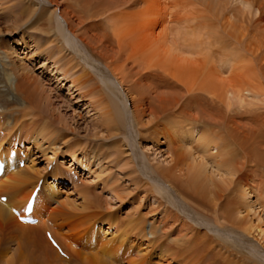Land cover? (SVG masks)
<instances>
[{
    "label": "bare ground",
    "instance_id": "obj_1",
    "mask_svg": "<svg viewBox=\"0 0 264 264\" xmlns=\"http://www.w3.org/2000/svg\"><path fill=\"white\" fill-rule=\"evenodd\" d=\"M22 1L20 0V2ZM25 1L30 6L35 5V2L32 0ZM46 1L48 5L51 4L53 6L54 11H51L49 7H44L43 5L38 11L36 9L37 13L36 11L32 13L30 9L24 7V4H21V6H16L17 11H15V14L21 18H31L28 21L30 27L34 24L40 25L38 31L43 36L48 35L47 40L54 38L50 44H55L48 49L49 52L47 56H44L45 60L43 63L50 61L48 55L51 51L54 54H61L65 50H69L66 48V44L68 43L70 45V42L65 39L66 34L63 31V26L64 28L66 27L65 29L75 41L80 44V48H72L74 52L77 51L76 54L78 56L72 54L67 61L62 57L60 60L57 59L55 63L59 64L60 61H63V64L67 67L63 71L59 70L60 73L57 70L54 72V69H52V72H54L52 77L55 81H58L59 74L61 77H59V80H62V82L69 79L71 88L74 86L77 92L83 91L81 97L84 99L87 95L88 98L90 97V100L93 98V95H96L99 99V101L93 100L89 104L94 110L98 109L100 113L101 118L97 122V125L105 129L104 131L108 137L114 140L110 142V145L113 146V151L110 155H104L103 158L102 155L99 156L102 158L101 160L115 156L111 162L118 166L120 161L124 159L125 164L121 167L122 173L135 175V177H132L131 182L137 188V191H139L138 188L144 186L142 184L145 183L148 185V182L142 180L139 173L141 172L140 167L142 161L140 159L138 160L136 151L130 150L129 146L131 144L128 145L127 143L126 135H128V139L131 138L127 134L124 125L128 112H126L127 106L125 107V103L121 98L122 96L124 100H128L129 106L131 107L132 123L137 128L136 136H138L139 140L141 138L151 139L152 142L155 141L159 144L157 146L163 145L164 140L176 146L174 150L168 151L167 154L172 166L166 169H155L158 178L160 177L162 179L164 182L163 185L167 189H157V187H154L153 192L160 195L159 198L161 201L159 203L163 204L164 207V203H166L167 210L171 209L174 211L175 223L180 226L178 233L182 237L172 238V233L165 234V228L161 224L163 221H161L158 224L150 225L151 228L148 230L150 238H148L144 227V224H146L145 218L138 215L136 218H131L127 225L125 224L126 229L131 231L130 237L135 238L134 242L132 241L134 244L131 242L133 244L131 245L126 237L122 239L118 237V233L112 225L104 227L101 224L99 219H105V215L103 217V214L94 212L98 207L92 204L91 195H87L88 188H82L76 192L83 200L80 209L72 201H58L60 196H57L56 192L53 193V189L55 188L54 191H57L58 184H63L62 180L67 181L68 179L71 181V176L68 177V173L71 170H75V166L77 165V169H84L86 167V165L84 166L85 162L89 163L92 159H96V155H94L93 150L89 151L90 147L89 149H86V145L82 147L80 140L77 141V139L75 141L74 138L67 140L69 134L62 127L63 124L59 120L60 117L58 119L57 115L53 112L56 110L54 104H51L53 98L51 99L48 96L49 94L47 95L42 82L32 77L31 71L20 63L19 59L14 67L9 66V70L15 78V83L13 84L14 92L17 97L23 99V104L19 103L20 100L8 98L10 93L8 88L9 77L5 74L7 69L2 73L0 78V85L2 83L5 84V86L1 87L3 89L6 88V91H1L0 89V109L2 110L0 112V118L5 116L2 124L0 121V132L2 133L0 134V158L1 160L5 159L7 164L3 175L0 177V199L6 197L5 203L0 201V231L2 230L5 234L7 233L9 237L18 239L21 241V244H24L23 246L32 248L34 252H37L41 256L42 261L45 263L50 262L49 258L62 261L59 257V251L49 243L46 237L47 232L50 233L53 241L60 247V251L64 253V259L71 257L73 261L78 260L77 264H121L123 258L122 261H117L115 259L117 255L115 253L116 250L113 249L114 247H106V245L113 246L111 243L118 244L120 252L124 256H127L132 253L133 247L136 248L135 244L142 240L146 243V249L137 251L136 248V256L129 260V264H154L147 259V257L150 259L154 257V254H149L148 250L153 247V242L156 243L157 247L162 241L163 249H166L162 257L165 258L169 254V256L176 258L174 260L175 264H179L183 260H185L183 264H204L203 259L206 253L212 258V263L208 264L221 263L222 260L225 262L224 257H232L234 260L238 252L234 251L235 253L233 254V252L224 246L222 241L219 242V239L215 238L216 236H209L207 231L209 229L203 232L199 227L195 226L193 222H197V219L193 214L189 216L191 214L190 210L182 208V205H184L193 209L198 215L207 217L217 227L219 226L213 232L222 233L224 229L230 228L232 233L233 231L237 233L235 234L237 236L238 234L253 236L255 233L256 237L263 240L264 232H262L260 227L252 223L249 215H254V207L256 205H258V208H262L263 206L264 209V183L256 188L252 186L253 172L259 173V175H255L254 177H260L262 179L259 178L258 180L264 181V109H259L258 107L248 109V120L251 123L249 127L247 125L243 127L245 128L246 134H243L239 138L243 142L241 144L232 135L235 129L234 125H236L234 122L236 120L234 118V112L236 111L233 113L227 111L221 117L214 114V110H212L213 105L216 104L214 95H210V97H204L202 95L187 97L188 94L185 92L184 94L176 93L177 98H171L167 103H161L163 99L157 98L159 105L154 106L150 103L149 108L147 107V112L153 116V125L151 128H146V126L143 128L139 124V119L141 112L145 110L142 106L150 102L151 93L157 90L161 92V89L167 90L168 88L176 90L177 87L165 75L157 73V71L149 72L151 67L137 71L134 73L135 75L129 76L128 78L122 77L119 79V73L114 69V64L111 63L115 55L108 56L113 50L108 44L114 34L107 31L106 29L108 28L106 27L108 21L111 20L110 18L115 16L114 11L117 8L115 1H120V6H122L127 5L132 0ZM152 1L159 8L160 12L156 11L159 14H157V17L160 16L158 19L162 20L164 17V20L168 23L166 10L169 3H165L162 6V0ZM142 2L143 0H138L132 2V4H140ZM186 3L189 8L194 10L199 5L214 12L218 22H227L224 26L225 29L235 27L234 20L242 21L245 74L247 76L246 89L239 90L240 92H238L230 85L227 87L225 93L227 98L229 97L227 100L230 105L232 104V100H238L241 103L239 108H243L244 93H247V100L249 99V102L247 101V108L255 101L256 106L264 107V0H228V2L226 0H187ZM148 9L147 11H149ZM153 9L151 10L153 11ZM238 13L242 14L239 15ZM192 15L193 12L191 10L186 15L178 13L175 21L177 20L180 26L185 23L184 27L186 29H193L189 25V22L193 19ZM4 17L6 19L13 16L6 11L4 15H0V21ZM161 20L159 23L162 25ZM222 23L220 24L222 25ZM185 35L187 41H190L192 44L196 43L197 38L195 35L191 36L189 32H185ZM199 38L201 37L199 36ZM230 38L232 39L233 37L230 36ZM20 40L25 43L26 39L21 37ZM44 43L47 42L44 41ZM36 55L34 52L33 56L36 57ZM83 60H91L89 61L90 63L97 64L98 68L90 66L91 68H95L96 72L89 71L85 68ZM55 63H51V65ZM103 68L107 69L109 77L105 74ZM74 71L80 72L76 74ZM118 92L122 94L120 98L117 96ZM134 93L138 95L137 99L133 97ZM15 107H19L17 110L19 109L18 115H20V118L16 119L15 125L10 127L11 125L8 126V121L16 114L13 111ZM94 110L92 111L94 112ZM184 110H196L195 114L200 113V119L202 118L203 121L200 122L193 119L194 123L192 121L189 123V119H182L181 114H184ZM9 112H13V115L8 114ZM188 116L190 115L188 114ZM28 118H30L28 121L26 120V122L23 121L21 122L22 124L20 123L22 126L18 123L20 119ZM172 118L174 119L171 121ZM242 119L244 120L245 118ZM5 122L6 124H4ZM191 123L195 125L202 124V127H209L214 132H211L212 134H200L196 128L189 127ZM17 124L20 125L19 128H16ZM60 124L62 125L60 126ZM171 125L173 128H171ZM26 126L28 127L26 135H21V128ZM251 130L253 131V135L249 134L251 135V138H249L247 133ZM22 136L25 137L22 139ZM119 136H122L123 140L120 139L119 142L115 141ZM37 137H41L42 139L46 138V143L48 144L46 148L40 144ZM12 138L14 139L12 140ZM59 138L63 140L62 146L55 148V143ZM26 139L30 143L25 146L21 141L24 142ZM17 141L18 143L20 141L17 146L19 149L15 150L14 144ZM47 150L51 151L52 155L50 158H45V151ZM12 151L16 155L14 159L10 158ZM126 151L128 152L126 153ZM78 152L83 157H77ZM100 152L101 150L99 148L98 153ZM60 155L65 156L66 159L61 160V162L56 161V157ZM83 159L84 161H82ZM43 162L46 164L45 168L40 167V163ZM21 165L23 166L19 168ZM50 166L52 167L47 172ZM212 174L218 176L227 175L236 177V179L234 183L230 180V184L224 188H220V185L218 187V185L212 183ZM47 176L48 178L50 177V181H53L49 187L45 180ZM41 179L43 182L38 186ZM150 180L151 182L154 181L152 179ZM231 184L234 186L229 191ZM72 186L71 189L74 188ZM38 187L40 189H38L36 194L31 212L32 215L29 218H25V221H21L12 213V210L18 211L24 217L22 211L31 198L30 196ZM60 189L62 190V188ZM256 189L259 193L258 197L256 195L257 191H254ZM112 191L118 192L120 188L117 189L114 185L112 186ZM149 191L151 192L152 190ZM253 198L255 199L254 201ZM56 202L58 203L54 207L55 204L53 205V203ZM96 202L99 203L98 197L96 198ZM81 211L85 212L84 217L83 214L82 216L80 215L82 213ZM243 214L246 215L242 216ZM81 217L83 219L82 221ZM61 218H69V220L76 218L78 229H74L72 232L69 230L65 233L69 234L68 236L70 237L73 235L74 237H71L72 240H77L76 238L80 237L82 233L79 234V231L85 230L89 225L91 228V238L95 234L96 236L93 239L96 240L93 243L87 244L88 248L86 246V250L80 247L81 245L78 240L77 246L69 243L66 240L67 238H64L58 231V228L62 229L65 224ZM103 222H108V219L106 218ZM111 228L114 229V233ZM107 230L112 232L113 236L105 240V246L101 247L99 243L103 241V238H106V234H109ZM98 236L99 240H97ZM116 238L121 240H117ZM238 241L237 239L236 244ZM89 242H91V239H89ZM125 243L128 244V247ZM139 246L141 245L139 244ZM181 249L183 251L180 252V255H175ZM8 250L0 247V264H7L8 261L5 258ZM158 251L162 253V249H158ZM200 255L202 260L199 261L197 256ZM237 259V261L234 260L235 264H243L244 261L242 262L239 258Z\"/></svg>",
    "mask_w": 264,
    "mask_h": 264
},
{
    "label": "rangeland",
    "instance_id": "obj_2",
    "mask_svg": "<svg viewBox=\"0 0 264 264\" xmlns=\"http://www.w3.org/2000/svg\"><path fill=\"white\" fill-rule=\"evenodd\" d=\"M32 1L35 2L34 6H30L25 0H23L22 2H20V0H0V4H2L0 6V15H4L7 11V13H11V15L13 16L6 19L4 17L0 21V78L2 76V73H4L7 69L5 74L7 75V77H9L8 88L10 94L8 95V98L15 99L18 101L20 100L19 103L23 104V99L17 97L16 93L14 92L13 84L15 83V78L9 70V66L14 67L19 59V62L25 65L31 71L32 77L42 82V85L45 88L47 95L49 94L48 96L51 97V99L53 98L51 104H54V108L57 110L53 112L57 115L58 119L60 117L59 120L63 124H60V126L62 125L64 130H67L69 134L67 140H70V138H74L75 141L77 139V141L80 140L82 147H84L85 145L86 149H89L90 147L89 151L93 150L94 155H96V159H92L89 163L85 162L84 166L86 165V169H77V165L75 166V170H71V172L68 173V177L71 176V181L64 176L67 181L62 180L63 184H58L57 191H54L55 188L53 189V193L56 192L57 196H60V199L58 201H72L74 202L76 207L80 209L81 205L83 204V200L82 197L78 196L76 192H78L82 188H88L87 195H91L92 204H94L95 207H98L94 212L101 213L103 214V217L105 215V219H108V222L105 223L103 222V220H105L104 218L99 219L101 221V224L104 225V227L112 225V227L116 229L118 237H120L121 239L126 237L129 240V244H131L132 241L134 242L135 238L130 237L131 231L129 229H126V225L128 221L131 220V218H136L138 215H141L145 218L146 224H144V227L146 229L148 238H150L148 233V230L151 228L150 225L156 223L158 224L161 221H163L161 222V224L165 228V234L172 233V238H181L182 235L178 233L180 226L175 223L174 211L171 209L167 210L166 203H164L165 207L163 204L159 203L161 201L159 198L160 195L156 192H153L154 187H157V189H167V187L163 185L164 182L162 181V179L160 177L158 178L155 169H166L172 166L171 160L168 159L167 154L168 151L174 150L176 146H173L170 142L168 143L164 140L163 145L161 146H157L159 144H157V142L155 141L152 142L151 139L141 138V140H139L138 136H136L137 128L136 126H134V123H132L131 107L129 106L128 100H124L123 96L121 97L122 94L118 92L117 96H119V98L121 97L125 103V107L127 106L126 112H128V114H126V121L124 125L126 127L125 129L127 131V134H129L131 138L128 139V135H126L127 143L128 145L131 144L129 146L130 150L136 151V155H138V160L140 159V161H142L141 163H144L143 165L141 164L140 167L142 174L141 172L139 173L142 180L148 182V185H146L145 183L142 184L144 186L138 188L139 191H137V188L131 182L132 177H135V175H132L131 173H122L121 167L125 164L124 159L121 160L122 162L120 161L118 166L111 162L112 159L115 157L113 155V157L101 160L104 155H110V153L113 151V146L110 145V142L114 140L108 137L107 133L104 131L105 129L97 125V122L101 118L100 113L98 112V109L94 110L93 107H91V105L89 104L91 101H99V99L96 95H93V98L91 100L89 99L90 97L88 98V95L84 99L83 97H81L83 91L77 92L74 86L71 88V83L69 79L67 81L62 82V80H59V74L58 81H55L52 77L55 70L60 73L61 70L63 71V69L67 67L65 66V64H63V61H60L59 64L55 63L57 59L60 60V58L62 57L64 60L67 61L69 57L72 56V54L78 56L76 54L77 51L74 52L72 48H80V44L75 41V39L65 29L66 27L64 28V26L62 25L64 29L63 31H65L66 34L65 39L70 42L71 47L67 43L66 48L69 50H65V52L61 54H54V52L51 51L48 55L50 61H46L45 63H43V61L45 60L44 56H47V53L49 52L48 49H50L51 46L55 44H50V42L54 38L51 40H47L48 35L43 36L40 34L41 32L38 31L40 25L34 24L32 27H30L28 21L31 20V18L18 17L17 14H15V11H17L16 6H21V4H24V7L30 9L32 13L36 11V9L38 11L39 8L43 5L44 7H49L51 11H54V8L51 4L48 5L46 0ZM136 1L138 0H132L127 5L122 6H120V1H115V5H117L116 10L114 11L115 16L110 18L111 20L108 21L106 27L108 28L106 30L110 33H113L115 36L111 37V41L108 44L113 49L108 56L111 57L115 55L114 59L112 58L111 63L114 64V69L118 71L119 79L122 77L128 78L129 76L135 75L134 73L137 71H141L143 69L151 67V70H149V72L157 71V73L165 75L166 77L170 78L173 81V84L177 87L176 90L168 88L167 90L161 89V92H159L158 90L153 91L151 95L146 92L148 95H150L151 99L150 102H147L144 106H142L145 110L144 112H141L139 124L143 128H145V126L146 128H151V126L153 125L152 123L154 121L153 116L150 115L149 112H147V107L149 108L150 103L154 106L159 105V103L157 102V98L163 99L161 103H167L171 98H177L176 93L184 94L185 92L186 94H188L187 97H191L193 95H202L204 97H210V95H214V100L216 101V104H214V107L212 108V110H214V114L219 115L221 117L227 111H230L231 113L236 111L234 112V118L236 119L234 122L237 126L234 125L235 129L233 130L234 132L232 131V135L235 136V140H238L237 142H239L240 144L243 143L239 139L240 137H242L243 134H246L245 128L243 127L246 125L249 127L251 123L248 120V109L257 107L259 109H264V107L256 106L255 101L251 103L249 108H247V101L249 102V99L247 100V93H244V103L242 102L243 108H239V105L241 103H239L238 100H232V104L230 105L227 100L229 97L227 98L225 93L227 87L230 85L231 87H234L235 90H237L238 92H240L239 90L246 89L247 76L245 74L242 21L234 20V24L236 26L231 29H225L224 26L227 24V22H218L214 12L209 11L205 7L198 5L197 8H195L194 10L188 7V4L186 3L187 0H162V6L165 5V3H169V6L166 10V16L168 17L167 23L164 20V17L162 20L158 19L160 18V16L157 17L158 13H156V11H160L158 6L153 4L152 0H143V2L140 4H132V2ZM181 1H183L184 3ZM226 1L228 2V0ZM146 7L147 9L150 7V9H148L149 11H147ZM152 8H154L153 11L151 10ZM190 10L193 12L194 16L192 15L193 19L191 22H189V25L192 26L193 29H186L184 27L185 23H183L184 25L180 26L177 20L175 21V17H177L178 13H180L181 15H186L190 12ZM238 14L240 15L242 13ZM160 20L162 25L159 23ZM220 23H222V25ZM185 32H189L191 36L195 35V37L197 38L196 43L192 44L190 41H187ZM199 36L201 38H199ZM230 36L234 39H231ZM21 37L26 39L25 43L20 40ZM43 40L47 43H44ZM34 52L35 54H37L36 57L33 56ZM82 55L81 57H83ZM89 61L91 60L84 61L85 68H87L89 71L96 72L95 68H98L97 64L90 63ZM51 63L55 64L51 65ZM90 66H93L95 68H91ZM52 69H54V72H52ZM103 70L105 71V74L108 73L107 69L103 68ZM79 72L80 71H76L75 73L79 74ZM107 76L109 77V74H107ZM1 86L3 87L5 86V84L2 83L0 85V89L1 91H6V88L3 89ZM133 97L137 99L138 95L134 93ZM19 107H15L13 109L16 114L13 115V112L8 113L13 115L10 118V121H8V126H14L15 120L20 118V115H18L19 109L17 110V108ZM92 110H94V112ZM1 111L2 110L0 109V112ZM195 113L196 110H184V114H181V117L182 119H189V123L190 121L193 122V119H196L200 122L203 121L202 118L200 119V113H197V115ZM188 114L190 116H188ZM242 118L245 119L243 120ZM4 119L5 116L0 118L1 124L4 122ZM29 119L30 118L20 119L18 123L20 124L23 121L26 122V120L28 121ZM173 119L174 118H172L171 121ZM63 121L65 122L63 123ZM4 124H6V122ZM19 124H17L16 128H19L22 123L20 125ZM193 125L195 124L191 123V125L188 126L196 128V130L199 131L200 134H212L211 132H214L211 131L209 127H202V124L195 125L196 127ZM27 128V126L21 128V135H26ZM171 128H173L172 125ZM252 132V130L248 131L247 136L249 138H251V135H253ZM0 134L2 133L0 132ZM1 137L3 138V136ZM24 137L25 136H22V139ZM13 139L14 138H12V140ZM37 139L40 144L43 145L44 148H46V145H48L46 143V138L42 139L41 137H37ZM120 139L123 140L122 136H119L115 141L119 142ZM19 143L17 141L14 144L15 150L19 149L17 147ZM21 143L26 146L30 142L26 139L24 142L21 141ZM62 143L63 140L59 138V140L55 143V148H58L57 146L61 147ZM97 147L98 149L100 148V153H98ZM45 152V158H50L52 155L51 151L47 150ZM127 152L128 151H126V153ZM101 155L102 158L99 157ZM78 156L83 157L80 155V152L77 153V157ZM64 159L66 158L62 155L56 157V161L59 162ZM82 161H84V159ZM45 165L46 164H44V162L40 163V167L45 168ZM22 166L23 165H21L19 168H21ZM51 167L52 166L49 167L47 172L51 169ZM107 167L109 168V170ZM209 169L213 170L211 168ZM210 170L209 172L211 173ZM252 174H254V176L259 175L258 172H253ZM211 176L212 183L218 185V187L220 185V188H224L228 184H230V180L234 183L236 179V177H230L227 175L218 176L216 174H212ZM254 176L252 175V186L254 188L259 187L261 184L264 183L263 180H258L260 177ZM47 178L45 180L46 184L49 187V185L53 183V181L49 180L50 177L48 179ZM150 179L154 181L151 182ZM42 182L43 180L41 179L38 186L41 185ZM73 184L74 186H72ZM114 185L117 187V189L120 188V191H112V186ZM71 186L74 187L72 188L73 190L71 189ZM233 186L234 185L231 184L229 191ZM60 188H62V190ZM149 190L152 191L150 192ZM254 191L256 192L257 189ZM226 194H228V192H226ZM256 195L258 197V191ZM97 197L99 198V203L96 202ZM254 200L255 199L253 198V201ZM57 203L58 202L53 203V205L55 204L54 207L57 205ZM257 206L258 205L254 207V215H249V219L252 220V223L255 224V226L260 227L262 232H264V209L263 206L262 208H258ZM182 208L190 210L191 214H188L189 216H192V214L195 216L197 222H193V224L199 227L200 230L204 232L205 230L209 229L207 230L209 236H216L215 238H218L219 242L222 241V243H224V246L228 248L229 251L233 252V254L235 253L234 251H237V255L235 257L233 256L235 261H237V258H239L242 262L244 261L243 264H264V237L263 240H260L258 237H256L255 233L253 234V236H246L241 234H238L237 236L235 235L237 233L234 231L232 233L230 228L224 229L222 233L213 232L216 231L215 229H218L219 226L217 227L216 225H214L213 222L210 221V219H207V217H202L201 215H198L193 209H190L188 206L186 207L182 205ZM81 212L82 213L80 215L82 216L83 214L84 217L85 212ZM245 215L246 214H243L242 216ZM61 219L65 224L62 229L58 228V231L64 238H67L66 240H68L69 243H73L76 245L78 244V240L79 244L81 245L80 247L86 250L88 248L87 244L93 243L96 240L93 239L96 236L95 234L92 236L93 238H91L90 225L85 230H80L79 227V234L82 232L81 236H84H80L81 238L77 237V240H72L71 237L74 236L71 235L70 237L68 236L69 234L65 233L69 230H71L72 232V230L78 229V225L76 224V218L72 220H69V218ZM82 220L83 219L81 217V221ZM213 228L214 230H212ZM112 230L114 233V229ZM107 233L109 234H106V238H103V241L99 243L101 247L105 246V240L113 236L112 232L108 230ZM89 239H91V242H89ZM237 239L242 243L238 241L239 244H236ZM97 240H99V236L97 237ZM0 241L1 248H3L4 250L9 249L5 258L6 261H8L7 264L78 263V260L73 261L71 257H67L64 259V256H61L60 253L59 257L62 259V261L49 258L51 263H45L42 261L41 256L37 252H34L32 248H30L29 246H23L24 244H21V241L13 237H9V235L7 233L5 234L2 230L0 231ZM162 243H159L156 247V243L153 242V247L148 250V252L149 254H154V257L152 259L147 257V259L154 264H175L174 260H176V258L169 256V254H167L168 257H162L166 252V249H163L164 246ZM111 244H113V246L106 245V247H114L113 249L116 250L115 253L117 255V258L115 259L120 262L123 258V262L121 264L130 263L129 260L136 256V248L137 251H142L143 249H146V243L142 240L135 244L136 248H132V253L128 254L127 256H124L123 253L120 252L118 244ZM125 244L128 247V244ZM139 244L141 246H139ZM158 249H162V253H160ZM181 251L183 250L181 249L175 255L179 256ZM198 253L200 252L198 251ZM130 255L132 256L130 257ZM200 257L201 255L197 256V259L199 261L202 260V258ZM224 258L225 262H223L222 260L221 263L219 262L214 264H235L232 257ZM184 262L185 260L180 261L179 264H183ZM203 263H212V258L208 256V253H206L205 258L203 259Z\"/></svg>",
    "mask_w": 264,
    "mask_h": 264
}]
</instances>
